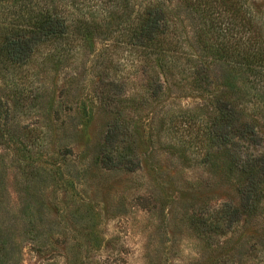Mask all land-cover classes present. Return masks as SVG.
I'll list each match as a JSON object with an SVG mask.
<instances>
[{
	"label": "rangeland",
	"instance_id": "1",
	"mask_svg": "<svg viewBox=\"0 0 264 264\" xmlns=\"http://www.w3.org/2000/svg\"><path fill=\"white\" fill-rule=\"evenodd\" d=\"M245 3L264 19V0ZM45 5L0 0V35ZM101 42L61 60L48 53L52 47L20 67L0 60V105L9 109L0 118V234L12 254L0 264H264L263 212L224 234L201 232L195 223L203 209L233 198L239 175L223 178L219 168L180 157L153 125L149 135L152 120L179 106L193 110L199 99L172 92L163 106L143 109L138 150L145 162L136 171L98 164L109 78L125 82L129 94L140 83L135 56ZM223 69L211 75L213 89L226 92ZM237 94L261 140L252 151L264 154V98L246 84ZM124 114L135 122L132 108Z\"/></svg>",
	"mask_w": 264,
	"mask_h": 264
},
{
	"label": "trees",
	"instance_id": "2",
	"mask_svg": "<svg viewBox=\"0 0 264 264\" xmlns=\"http://www.w3.org/2000/svg\"><path fill=\"white\" fill-rule=\"evenodd\" d=\"M245 2L48 0L29 23L0 35V60L20 67L42 47H52L48 53L61 60L97 39L108 47L119 43L135 56L140 62L136 93L129 94L122 80L109 78L106 84V131L96 145V161L108 171L132 173L145 162L138 150L146 132L145 107L163 106L172 92L199 99L193 110H168L148 130L154 127L165 148L177 149L180 157L219 168L223 178L239 175L233 198L203 209L195 222L201 232L224 234L264 213V154L251 148L261 140L237 94L239 84H246L264 98V19H255ZM217 66L224 67L226 92L213 89L211 70ZM126 108H132L135 122H128ZM8 112L0 105V118ZM14 138L6 141L15 144ZM10 256L0 234V261Z\"/></svg>",
	"mask_w": 264,
	"mask_h": 264
}]
</instances>
